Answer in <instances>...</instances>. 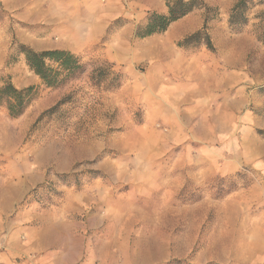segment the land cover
<instances>
[{
  "label": "rangeland",
  "instance_id": "obj_1",
  "mask_svg": "<svg viewBox=\"0 0 264 264\" xmlns=\"http://www.w3.org/2000/svg\"><path fill=\"white\" fill-rule=\"evenodd\" d=\"M204 1L138 38L163 0H96L86 38L74 2L0 0V84L35 88L0 106V264H264V0L237 30ZM19 44L82 69L46 86Z\"/></svg>",
  "mask_w": 264,
  "mask_h": 264
},
{
  "label": "trees",
  "instance_id": "obj_2",
  "mask_svg": "<svg viewBox=\"0 0 264 264\" xmlns=\"http://www.w3.org/2000/svg\"><path fill=\"white\" fill-rule=\"evenodd\" d=\"M167 7L166 13L151 12L146 22L137 27L135 37L145 38L147 36L162 33L177 20L183 18L196 9H204L205 12L211 8L204 0H163ZM251 9L250 0H238L230 9L228 23L231 29H239L246 24L248 12ZM209 16L203 19L202 27L192 34L185 36L177 44L189 46L203 43L209 50H213V44L208 34ZM16 52L22 54L30 70L37 75L46 86H56L64 82L82 69V64L73 53L63 49H51L36 51L26 45L19 44ZM13 62V61H12ZM10 63V62H8ZM33 86L23 88L16 87L9 76L0 84V106L4 107L10 117L20 116L30 104L35 94Z\"/></svg>",
  "mask_w": 264,
  "mask_h": 264
},
{
  "label": "crops",
  "instance_id": "obj_3",
  "mask_svg": "<svg viewBox=\"0 0 264 264\" xmlns=\"http://www.w3.org/2000/svg\"><path fill=\"white\" fill-rule=\"evenodd\" d=\"M65 1V4L64 5H70V4H73L74 2V5L78 6L79 9V15H77V17L79 18V22L80 24L81 23H88L89 26L87 25V27L91 28V35L89 37H86V38H91V37H94V34H95V28L94 26L91 25V22L94 20V18H92L91 16H93V14L90 13V9L92 7H94V5H96V0H64ZM68 1V2H66ZM82 6H84V12L82 13L81 12V9H82ZM64 7V6H63ZM96 7V6H95ZM77 12V13H78ZM193 12L189 13L188 15L184 16V17H188L189 15H191ZM111 15V14H110ZM104 15H102L103 17ZM91 17V18H90ZM183 17V18H184ZM182 19V18H181ZM66 25H68V27H71L73 28V25H69L68 23H64ZM203 24V22H202ZM189 26H187V29H188ZM202 27V25H201ZM135 34V33H134ZM54 49V48H53ZM46 50H49V49H46ZM51 50V49H50Z\"/></svg>",
  "mask_w": 264,
  "mask_h": 264
}]
</instances>
